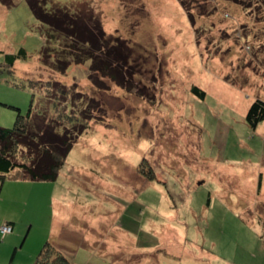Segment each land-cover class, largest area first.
I'll use <instances>...</instances> for the list:
<instances>
[{
	"label": "rangeland",
	"instance_id": "rangeland-1",
	"mask_svg": "<svg viewBox=\"0 0 264 264\" xmlns=\"http://www.w3.org/2000/svg\"><path fill=\"white\" fill-rule=\"evenodd\" d=\"M51 1L128 42L135 89L108 76L96 86L90 62L54 69L27 1H0V126L33 96L49 121L65 109L95 116L56 181L18 169L0 181V229L14 223L0 230V264H35L62 220L51 242L71 264L159 263L149 247L160 243L188 264H264V121L245 119L264 100V0ZM21 47L27 57L3 69Z\"/></svg>",
	"mask_w": 264,
	"mask_h": 264
},
{
	"label": "trees",
	"instance_id": "trees-1",
	"mask_svg": "<svg viewBox=\"0 0 264 264\" xmlns=\"http://www.w3.org/2000/svg\"><path fill=\"white\" fill-rule=\"evenodd\" d=\"M0 1L8 8L14 4V0ZM26 1L36 20L45 28L44 34L42 33L45 39L42 55L48 59L56 50L58 59L56 58L52 64L54 69L65 70L68 66L65 63L67 61L83 64L90 62V77L96 86L102 84L99 78L108 76L121 86L127 83L126 87L129 90L135 89L132 85L135 68L129 63L132 48L125 39L113 35L106 37L99 19L86 14L78 15L75 11L72 13L51 0ZM83 7L87 6L82 5V9ZM59 45L62 47L59 48ZM26 57L27 51L24 47H21L17 53H5V62H1L2 67L12 72L16 61ZM46 82L50 86L53 85L52 87L56 85L62 95L68 94L69 90L62 84L59 86L60 83L57 81ZM138 91L142 92L141 89ZM192 91L199 97L205 98V91L198 86H194ZM16 109L18 114L15 125L0 126V181H4L15 169H18L20 178L32 181H56L73 146L89 128L90 120L95 116L83 112L81 117L65 109L59 113L57 119L49 121L50 111L45 113V110L36 107L34 96L26 114H23L19 108ZM245 119L255 130L264 121V100L254 101ZM62 120L65 122H60ZM2 225L10 226L13 231L14 225L11 221ZM1 233L6 235L9 232L5 233L1 230ZM35 264H71V259L64 250L57 249L52 245L51 240H48L41 248Z\"/></svg>",
	"mask_w": 264,
	"mask_h": 264
},
{
	"label": "crops",
	"instance_id": "crops-1",
	"mask_svg": "<svg viewBox=\"0 0 264 264\" xmlns=\"http://www.w3.org/2000/svg\"><path fill=\"white\" fill-rule=\"evenodd\" d=\"M65 211H67V210H65ZM58 212V211H57ZM64 213V212H63ZM12 222V221H11ZM57 222H61V223H65V220H62V221H56V222H54V224H51V228H50V231H51V233H52V236H50V240H52V237L54 236V233L57 231L56 230V225H57ZM13 223V222H12ZM14 224V223H13ZM14 227V226H13ZM62 242V241H61ZM177 243L179 242L180 243V245H181V247H183V245H182V242L181 241H176ZM60 244H63V242L62 243H60ZM159 246L158 247H156V249H155V246H151V247H149L151 250H153L154 249V254H156L155 252H157V256H158V254L161 256V260L159 261L158 260V262L159 263H157L156 261L155 262H152V261H149V260H151V258L152 257H150V258H148L147 256H145V258H144V260H145V264H147V262H149V264H169L168 263V261L169 260H171V259H174L177 263H182V261L183 262H186L187 264H188V262H193L194 263V261H195V258L194 257H190V258H188V257H186L185 256V254H181V252L180 251H183V250H179V249H177L176 247H170V252H163L162 250H161V247H162V245H161V243L160 244H158ZM129 253H131L130 251H129ZM143 253V252H142ZM153 254V253H152ZM164 258V259H163ZM129 261V260H128ZM129 264V263H128Z\"/></svg>",
	"mask_w": 264,
	"mask_h": 264
},
{
	"label": "built area",
	"instance_id": "built-area-1",
	"mask_svg": "<svg viewBox=\"0 0 264 264\" xmlns=\"http://www.w3.org/2000/svg\"><path fill=\"white\" fill-rule=\"evenodd\" d=\"M7 229H9V231L11 230V227L10 226H7V225H2V231L7 233Z\"/></svg>",
	"mask_w": 264,
	"mask_h": 264
}]
</instances>
